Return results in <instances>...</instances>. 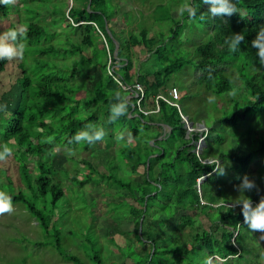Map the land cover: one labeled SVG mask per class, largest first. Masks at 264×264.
<instances>
[{"label": "trees", "instance_id": "trees-1", "mask_svg": "<svg viewBox=\"0 0 264 264\" xmlns=\"http://www.w3.org/2000/svg\"><path fill=\"white\" fill-rule=\"evenodd\" d=\"M12 1L0 3V15L9 18L13 9H17L18 15L21 11L28 12V19L21 18L26 28V46L19 65L21 75L17 80L19 101L10 117L0 120V144L12 149L25 188L14 192L7 170L4 174L0 171L7 180L0 182V195H7L11 205L19 204L36 219L40 228L52 237V248L68 261L67 264L70 261L71 264H86L73 252L64 250L62 225H58L53 211H47L45 206L48 201L50 208L55 209L65 194L63 181L55 176L58 172L63 173L59 170L62 165L54 166L52 158L55 153L52 151L61 148L72 153L79 148L95 146L97 141L92 144L72 141L76 132L91 133L95 128L104 131L100 141L110 144L114 139L122 145L129 141L121 139L124 132L130 140H135L141 134L140 126L145 124V128L154 131L143 138L145 146L138 144V148L120 149V155L126 161V172L136 174L138 167L144 168L141 180L132 178L133 174L129 173V181L113 180L120 167H107V173L99 174L91 162L83 161L90 168V173L86 179L80 180L82 186L98 173L102 180L111 181L123 191L125 189L123 196L129 202L121 205L119 201L114 210L122 207L121 214L131 217V232L135 239H126L121 246L111 237L110 243L115 245L114 251L109 253L111 261L117 257L118 264H205V261L208 264H258L257 259L263 254L249 241L240 206L226 197L222 198L227 176L217 173L215 169L219 165L216 161L204 163L202 159L206 158L196 153L199 133L193 131L187 137L182 119L183 115L187 116L181 106L184 98L180 94L177 98L171 94L173 89L180 91L171 77L191 62L202 71L197 82L208 91L216 95H232L227 99L224 97L222 103L226 108L232 106L233 113L216 121L219 127H237L242 123L247 131L242 135L248 137L251 147L241 152V148L237 151L232 148L224 156L213 159L221 160L223 169L225 158L234 163L235 176L231 179L247 174L256 183L264 185V133L256 131L264 126V65L258 63L256 49L251 47L257 29L264 25V0H234L236 12L224 17H212L207 4L201 0H190L189 4L197 8L196 15L192 17L203 16L212 32L207 41L199 39L195 43L197 62L181 55L178 57V51L175 56L174 51L168 50L169 45L173 47L182 40L180 35L185 31V24L180 20L170 28L169 35L161 32L150 36L149 28L145 26L139 30L137 27L135 31L138 32L131 30L128 36H124L121 25L118 24L120 27L117 28L113 23L114 18L117 20V13L107 4L111 0H74L75 4L70 7L64 3L65 0H58L60 4L54 0H19L22 3L20 8L11 6ZM46 14L51 17L54 31L44 22ZM73 30L81 34L77 42L70 37ZM231 33L245 36L234 53L223 43ZM52 40L53 43L49 42ZM136 46H144L153 54L159 67L141 71L143 65L137 66L132 57V48ZM67 56L74 61L70 75H64V67H61V60ZM170 56H175V60ZM27 59L30 64L26 66ZM7 61L0 60V71L5 69ZM135 83L142 86L143 92L136 89L128 91L123 87ZM170 83L173 87L168 91ZM79 92H86V95H78ZM117 94L126 99L127 113L110 122L111 106L119 102ZM159 95L176 105L158 99ZM157 100L159 111L151 112L156 109ZM164 126L170 131L165 144L160 145L158 140H154L155 151L149 142L159 136L164 137ZM209 127L211 131L214 129ZM177 139L178 144L175 145ZM66 158L74 160L72 156ZM254 164L256 169L252 168ZM204 176L208 177L199 187L198 181ZM67 177L78 180L71 174ZM246 195L256 207L264 199V187L262 191L256 189V192H246ZM39 198L45 203L44 207L38 206L36 200ZM201 218L207 225L198 223ZM119 220L122 218H118L116 224ZM166 229L170 240L164 243ZM118 231L113 228L111 233ZM128 234L123 235L128 237ZM33 241L37 247L49 245L42 240ZM76 242L82 244L79 239ZM144 244H148V249L141 253L138 245ZM86 256L90 263L105 262L96 251L86 253ZM29 258L24 257L23 264H33Z\"/></svg>", "mask_w": 264, "mask_h": 264}, {"label": "rangeland", "instance_id": "rangeland-1", "mask_svg": "<svg viewBox=\"0 0 264 264\" xmlns=\"http://www.w3.org/2000/svg\"><path fill=\"white\" fill-rule=\"evenodd\" d=\"M54 2L57 4L61 3L58 0H54ZM64 3L69 4V7L75 4L74 0H65ZM189 3L190 0H111L107 2L110 8L114 10V13H117V20L114 18L113 23L117 28L121 25L123 31H125L124 36H128V32L131 30L138 32L140 28L145 26L149 28L150 36H154L161 32L169 35L170 28L175 22L180 20L181 23L185 24V31L180 35L182 40H179L173 47L169 45L168 50H171V52L174 51L175 56L178 51V57L181 55L186 59L197 62L198 53L196 52L195 43L198 42L199 39L204 42L207 41L209 37H211L212 32L206 24V21H204L205 19L203 16L198 15L196 18L189 16L186 11ZM21 4L19 0H13L10 3L11 6H17L18 8L21 7ZM16 10L13 9L10 12L11 16L9 18H4L0 15V32L7 31L10 28L20 27H23L26 31L21 18L28 19V12L21 11L18 15ZM56 13L59 12L57 11ZM50 18L49 14L43 17L44 22L50 25V30L54 31ZM60 22H62V18ZM60 22L58 23L62 26ZM137 27L138 30L135 31ZM70 37L73 42H77L80 40L81 34L79 31L73 30ZM49 42L53 43V40ZM45 43L44 41L43 44ZM174 47H176V49ZM132 50V57L136 65H143L141 71L147 68L155 70L159 67L156 58L153 54L149 53L144 46H136L133 47ZM175 56H170V59L174 61ZM71 59V57L67 56V58L61 60V67H64V75H70L73 69L71 65L74 64V61H71ZM27 60L25 62L26 66L30 64V61L28 60L27 62ZM21 61L22 58L8 60L5 69L0 71V112L2 113L0 114V120L9 118L11 115L10 113L15 111L18 104L20 87L17 80L21 75L19 66ZM33 65H31V67ZM185 65L186 67H184L183 70L177 71L171 78L173 82H177L180 89L178 94H180V97L183 96L184 98L181 102L182 108L190 119L189 121L193 122L194 131L199 133V139L195 143V151L198 155H202L203 158H206V160L202 159L204 163H213L216 161L219 165L218 168H221L222 161L213 158H218L220 155L224 156L226 151H231L232 148L234 151L241 148V152L251 147L248 137L242 135L247 132L246 126L240 123L237 127L228 125L219 127L216 119L230 116L234 111L232 106H227L226 108L222 103L224 97L227 99L232 95H216L212 91H208L204 85L197 82V78L202 74V71L197 70L191 62ZM76 80L77 79L74 81ZM172 87L170 83L167 90L169 91ZM78 95H86V92H79ZM208 125L214 127V129L211 131ZM140 130L141 134L135 140H130V137L124 132L121 139L129 141L123 142L122 145L119 144L120 142L118 140L114 139L110 144L98 140L95 146L79 148L72 153L69 150H62L61 148L57 150L55 148L52 151L55 153L52 158L54 166L57 167L59 164L62 165V168H59V170L63 173L58 172L55 176L63 181L65 194L58 202L55 209H51L50 203L47 201V204H45L40 198L36 200V202L39 207H44L45 204V206H47V211H53L54 219L58 221L59 226L62 225L61 243L64 250L73 252L76 256L85 261L86 264H97L95 261L90 263L86 256V253L91 254L93 251H96L98 256H101L102 259L105 260L104 264H118L119 260L117 257L113 261L109 258V253L115 249L114 243H110V238L114 237L121 246L126 243V239H131L132 241L135 239L134 234L131 232L133 229L131 217L127 218L125 214H121L120 210L122 207H117L118 210H114L116 203L119 201L121 205L123 203H126V205L129 203H127V199L123 196L125 189L123 191L122 188L117 187L111 181L102 180L99 178V174L107 173V167L112 169L120 167L121 169L115 172L116 175L113 177V180L126 179L129 181L128 173L130 175L133 173L126 172V161L122 159L120 149L126 147L138 148V144L145 146L146 142L143 138H145L146 135L153 134L154 131H152L153 129L145 128V124L140 126ZM169 131V127L164 126V137L159 136L150 140L149 144L154 149V140H158L160 145L165 144L166 135ZM210 131L212 134L209 138L208 135ZM256 131L264 133V126ZM108 133L109 132H105V134ZM190 133L191 132L187 129V137H190ZM174 144H178V139ZM115 150L117 151L116 154ZM156 155L157 154H154L153 156ZM66 156H72L74 160H67ZM83 161L91 162L99 174H94L90 182L82 186L80 180L86 179L88 173H90V168H87ZM224 162L225 167L222 176H227V181L222 198L226 197L230 199V201L235 202V198L239 195V192L234 189L233 186L239 185L241 181L238 179H231L235 176L234 163L229 162L226 158ZM18 166L19 163L14 158V155H11L5 160H0V171L4 174L6 172L5 170H7L8 176L12 180V189L14 192H17L20 188H25L18 172ZM252 168L256 169L257 165H252ZM143 172L144 168L140 166L138 167V173L133 174L131 177L141 180ZM215 173L214 171L213 174ZM67 174H71V176L76 177L78 180L73 181V178L67 177ZM124 175L128 178L124 177ZM248 177L249 180L255 184L258 191L263 190L264 185L262 183H256L250 175ZM6 181V176L1 174L0 182L5 183ZM122 183L125 182L122 181ZM6 196L7 195H4L5 198H7ZM126 205L124 207H126ZM120 217L122 220H119L118 224H116V220ZM198 223L207 225V222H205L203 218H201ZM166 227L169 229L168 226ZM113 228L119 229L120 231L111 233ZM120 232L123 234L129 232L130 234L126 237V235ZM156 232L159 235L161 234L159 231ZM187 233H190V230L189 232L187 231ZM168 235V233L164 234V243L170 240V236ZM51 238L40 228L36 219L32 218L29 212L17 203L11 205L10 211L0 213L1 264H23L24 257H30L29 262L33 264H67L68 261L63 256L59 255V253L52 248V245H50ZM78 239L82 241L81 245L76 242ZM33 240H42L49 245L37 247L36 245L34 246ZM83 240L86 241L83 243ZM249 241L251 245L257 248L264 256V237L249 234ZM138 246L140 247L141 253H144L145 250L148 249V244ZM28 254H30V256H28ZM220 262L222 261L220 260ZM71 263L70 261V264ZM257 263L260 264V257L257 259Z\"/></svg>", "mask_w": 264, "mask_h": 264}, {"label": "clouds", "instance_id": "clouds-1", "mask_svg": "<svg viewBox=\"0 0 264 264\" xmlns=\"http://www.w3.org/2000/svg\"><path fill=\"white\" fill-rule=\"evenodd\" d=\"M7 2L8 0H0V3ZM201 3L209 6L208 13L212 17H224L236 12L234 0H201ZM186 11L189 16H195L197 8L192 4H189ZM244 40L245 36L242 33H231L225 38L223 43L230 52L234 53L240 48L241 42ZM25 46V29L23 27L10 28L7 31L0 32V60L22 58ZM251 47L256 49L255 56L258 58V63L264 65V25L259 26L257 29L256 35L251 41ZM117 100L119 102L111 106V116L109 117L110 122L116 121L127 113L126 99L121 98L119 94H117ZM103 136V129L95 128L91 133L84 131L76 132L72 137V141L77 143L84 141L88 144H92L95 141L101 140ZM11 155L12 149L6 144H0V160H5ZM215 170L219 175L224 174L223 168H217ZM237 179L241 181V183L233 186L234 189L239 192V195L235 198L234 205L240 206L244 228H246L250 235L264 237V199H262L256 207H253L252 199L245 195V192H256L255 184L249 180L247 174L239 176ZM198 186H201L199 185V181ZM10 210L11 199L4 198L0 195V212ZM205 264H208V262L205 261ZM260 264H264V256L260 257Z\"/></svg>", "mask_w": 264, "mask_h": 264}, {"label": "built area", "instance_id": "built-area-1", "mask_svg": "<svg viewBox=\"0 0 264 264\" xmlns=\"http://www.w3.org/2000/svg\"><path fill=\"white\" fill-rule=\"evenodd\" d=\"M125 89H127L128 91H132V90H134V89H136V90H139V91H141V92H143V88H142V86L140 85V84H136L135 83V85H133V86H123ZM171 94L175 97V98H177V96H178V90L177 89H173L172 90V92H171ZM141 97H143V95H141ZM159 98H161V99H163V100H166L167 102H169V103H171V104H173V105H176V104H174V102L172 103L171 101H169L168 99H166L163 95H159L158 96V99ZM145 114H147V113H149L148 111H145V110H142ZM159 111V103H158V100H157V105H156V109H154L153 111H151V112H158Z\"/></svg>", "mask_w": 264, "mask_h": 264}, {"label": "water", "instance_id": "water-1", "mask_svg": "<svg viewBox=\"0 0 264 264\" xmlns=\"http://www.w3.org/2000/svg\"><path fill=\"white\" fill-rule=\"evenodd\" d=\"M117 53V47L115 49V54ZM182 119L185 123V127L188 128V131L191 132V131H194V125H193V122L189 121L188 117L187 116H182ZM200 125V124H199ZM203 125V124H201ZM197 130V128H196ZM207 178V176L203 177L202 179L199 180V185L202 184V182ZM231 206H234V205H231Z\"/></svg>", "mask_w": 264, "mask_h": 264}]
</instances>
